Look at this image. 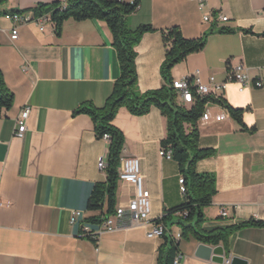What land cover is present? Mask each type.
I'll list each match as a JSON object with an SVG mask.
<instances>
[{"label": "crops", "instance_id": "0c3cea01", "mask_svg": "<svg viewBox=\"0 0 264 264\" xmlns=\"http://www.w3.org/2000/svg\"><path fill=\"white\" fill-rule=\"evenodd\" d=\"M55 1L12 0L8 9ZM209 13L213 18L207 22L204 15ZM222 15L229 19L222 21ZM127 21L132 28L155 29L136 46L142 92L164 83L163 30L174 26L186 38L206 36L202 50L173 68L174 80L198 74L205 83L211 76L225 81L236 65L245 66L250 86L229 82L218 92L222 101L243 109V123L221 102L207 103L198 121L199 146L215 154L199 160L197 171L214 174L217 188L204 210L202 227L212 232L264 221V0H207L204 9L191 0H139ZM13 26L8 16L0 17V68L15 96L0 117V264H159L166 236L179 243V264H219L197 257L200 241L182 238L177 225L168 227L163 237L147 235L154 221L185 201L178 161L161 155L167 119L156 106L144 115L121 107L113 121L125 137L121 157L140 160L144 186L151 194L150 220L131 225L124 214L115 218L114 230L97 240L82 235L85 224L97 228L93 220L102 216L88 208V201L94 186L107 179L98 163L102 157L108 162L110 140L97 136L90 115L75 110L87 103L102 108L111 96L120 75L113 34L97 18L69 19L60 35L52 22L21 24L16 40L11 39ZM259 80L261 87L256 86ZM177 100L181 104L179 95ZM25 107L31 113L25 135L19 137L17 117ZM133 195L134 188L120 181L117 208ZM223 207L226 216L221 215ZM75 210L84 217L73 224ZM219 245L230 264L232 257L264 264V226L237 230L227 245Z\"/></svg>", "mask_w": 264, "mask_h": 264}, {"label": "trees", "instance_id": "16d2710c", "mask_svg": "<svg viewBox=\"0 0 264 264\" xmlns=\"http://www.w3.org/2000/svg\"><path fill=\"white\" fill-rule=\"evenodd\" d=\"M9 0H0V17H7L16 12L32 11L36 17L51 15L56 33L61 34L63 24L69 19L82 21L86 19H101L107 23L113 34L114 47L120 66V75L115 81L114 90L102 108L91 103L82 104L75 114H88L95 123V131L99 138L110 137L108 153L107 179L97 183L88 201V208L100 211L101 217L93 221L102 223L108 216L114 215L117 209V191L119 172L125 137L113 121L121 107H126L134 115H144L153 106L158 107L167 119V135L162 141L163 149L172 150V158L178 161L181 174L185 181V201L167 211L157 221L168 227H180L182 238H194L210 245L228 244L229 238L237 230L264 226V221L249 220L237 225L219 228L206 232L202 225L205 220L204 210L212 202L217 192L216 177L212 173L197 171L199 160L213 156L215 150L199 146L200 132L198 121L205 105L209 102H221L229 110L231 116L243 123V109L234 108L225 101L213 96L196 97L195 103L186 108L178 103V92L175 89L172 75L173 68L189 54L202 50L206 44V36L201 38H186L178 26L163 30L166 47V57L161 65L164 80L159 89L142 92L139 88L136 66V46L142 36L155 29L150 25L132 28L127 18L139 7V0L127 2L124 0H58L52 3H39L30 9H6L4 5ZM224 31V30H223ZM15 96L8 88L5 76L0 68V117L5 109L13 106ZM245 129L246 128L245 126ZM253 131V129H251ZM103 217V218H102ZM97 223V224H98ZM165 236V235H164ZM160 249L159 264H174L179 254V243L168 239Z\"/></svg>", "mask_w": 264, "mask_h": 264}, {"label": "built area", "instance_id": "2783aa9c", "mask_svg": "<svg viewBox=\"0 0 264 264\" xmlns=\"http://www.w3.org/2000/svg\"><path fill=\"white\" fill-rule=\"evenodd\" d=\"M196 1L200 9H204L207 6V0H191ZM14 23L11 29V39L16 40L19 36L18 26L21 24H29L31 22H37L39 24H46L51 21V15L46 14L44 16L36 17L32 11H24L20 14H10L8 16ZM213 18V14H205L204 20L209 22ZM222 21H227L228 16H220ZM229 82H237L241 86H250L252 84V78L247 72L243 64H238L233 68L231 74H229L227 80L219 81L215 76H211L209 82L202 81L198 74L187 75L179 79H175L173 85L181 97V105L186 108H190L196 101V97L213 96L218 100H222L219 91H223ZM256 86H263V82L259 80L256 82ZM31 109L25 107L21 110L17 117V128L15 135L24 137L27 130V120L30 116ZM110 140L108 135L105 136ZM161 155L166 158H172L171 149L161 150ZM98 166L102 170H106L108 162L106 158L102 157L98 163ZM119 179L121 182L129 184L134 188V195L126 206H119L114 215L108 216L97 224V228H92L90 225H84L82 228V235L91 237L95 240L104 232L112 231L116 228L115 218L122 217L124 214H128L131 225H140L150 220L151 213V194L144 186V177L141 172L140 160L134 156H128L121 158V169L119 172ZM180 183L182 185V192L185 194L186 187L184 177L181 176ZM0 205L2 202L0 200ZM221 215H228V211L225 207L221 209ZM84 213L80 210H75L71 215V223L76 224L83 219ZM167 231L166 226L160 221H154L152 227L147 232L149 237H163ZM183 256L179 253L174 264H179ZM225 264H230V260H226Z\"/></svg>", "mask_w": 264, "mask_h": 264}, {"label": "water", "instance_id": "95a60500", "mask_svg": "<svg viewBox=\"0 0 264 264\" xmlns=\"http://www.w3.org/2000/svg\"><path fill=\"white\" fill-rule=\"evenodd\" d=\"M195 255L199 258L211 260L219 264L225 262L224 250L221 245H210L200 242L195 250ZM231 264H246V261L238 257H232Z\"/></svg>", "mask_w": 264, "mask_h": 264}, {"label": "rangeland", "instance_id": "374dc122", "mask_svg": "<svg viewBox=\"0 0 264 264\" xmlns=\"http://www.w3.org/2000/svg\"><path fill=\"white\" fill-rule=\"evenodd\" d=\"M9 7H13V2L12 0H9L5 5L4 8L8 9Z\"/></svg>", "mask_w": 264, "mask_h": 264}, {"label": "bare ground", "instance_id": "6f19581e", "mask_svg": "<svg viewBox=\"0 0 264 264\" xmlns=\"http://www.w3.org/2000/svg\"><path fill=\"white\" fill-rule=\"evenodd\" d=\"M20 13H23V12H16V13H13V14H20Z\"/></svg>", "mask_w": 264, "mask_h": 264}]
</instances>
